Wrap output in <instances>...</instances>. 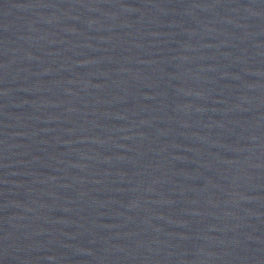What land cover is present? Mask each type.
<instances>
[{"label":"water","instance_id":"water-1","mask_svg":"<svg viewBox=\"0 0 264 264\" xmlns=\"http://www.w3.org/2000/svg\"><path fill=\"white\" fill-rule=\"evenodd\" d=\"M0 264H264V0H0Z\"/></svg>","mask_w":264,"mask_h":264}]
</instances>
